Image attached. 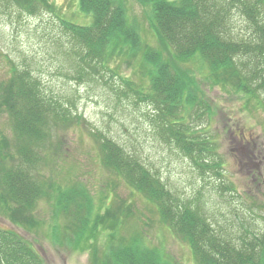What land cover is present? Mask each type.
<instances>
[{
  "label": "trees",
  "instance_id": "16d2710c",
  "mask_svg": "<svg viewBox=\"0 0 264 264\" xmlns=\"http://www.w3.org/2000/svg\"><path fill=\"white\" fill-rule=\"evenodd\" d=\"M8 1L28 14L36 10L54 12L49 0ZM135 1L147 14L152 45L145 42L140 26L129 19L125 0H78V13L88 24L61 20V27L77 48L79 61L85 59L92 68L115 75L124 65L134 67L138 83L118 75L124 90L122 95L127 98L130 94L136 101L153 107L156 114L153 121L169 132L195 166L211 168L215 165L206 163L204 153L214 144L190 134L187 123L193 113L211 114V108L204 102L205 96L199 94L206 93L203 83L196 85L194 79L196 75L204 76L211 87L253 94L247 85V73L243 72L252 73L254 81L258 68L252 62L253 57L257 61L264 56V0ZM233 11L246 20L252 33H258L253 44L232 37ZM191 64L198 65L193 69L188 66ZM26 74L14 76L5 93L6 97L9 93L8 111L14 113V125L20 134L16 132L15 137L39 142L40 167L46 162L42 150L52 137L53 126L68 121L69 110L57 105L37 83H29ZM258 86L264 89V79ZM50 121L54 123L51 126ZM97 136L102 138L99 161L116 180L107 182L113 189L110 195L103 191L95 196L81 184L64 187L55 186L54 182L47 184L40 174L38 179L30 171H21L25 178L19 184L16 176L11 177L16 166L8 169L2 165V171H7L5 179L0 175L2 216L17 228L33 233L38 225L40 229L41 223L31 216V211L38 201L48 198L53 219L46 236L53 245L86 252L91 247L98 248V242L103 240L107 249L97 255L93 253L94 264H180L163 249L148 245V235L139 231L133 219V214L139 219L138 212L134 211L136 205L127 204L130 200L121 202L115 192L123 179L127 189L141 196L138 199L149 212L189 246L195 264H264V234L262 239H241L240 242L222 234L197 208L181 204L165 191L156 176L122 146L101 134ZM24 164L30 166L28 162ZM122 207L126 211H119ZM62 216L65 221L60 224ZM99 230L101 235L97 238ZM0 264L45 263L28 240L14 230L0 228Z\"/></svg>",
  "mask_w": 264,
  "mask_h": 264
},
{
  "label": "rangeland",
  "instance_id": "374dc122",
  "mask_svg": "<svg viewBox=\"0 0 264 264\" xmlns=\"http://www.w3.org/2000/svg\"><path fill=\"white\" fill-rule=\"evenodd\" d=\"M49 1L54 5V12L37 10L31 15L8 0H0V165H7L8 169L20 165L16 167L17 171L11 172V177L16 176L19 184L25 178L21 171H31L38 179L40 174L47 184L54 182L53 185L60 187L81 184L95 196L103 191L110 195L113 189L107 182L116 180L99 161L102 138L97 134H101L136 157L156 176L165 191L183 202L181 204L197 208L217 231L228 234L236 242L262 239L264 89L258 84L264 79V56L257 61L253 57L252 62L258 68L254 81L252 73L243 72L247 73L252 96L211 87L204 76H195V84L202 82L206 90L205 95L199 94L205 96L203 99L211 108V117L197 112L189 116L187 123L190 134L214 144L204 157L206 163L215 165L199 169L177 147L169 132L153 121V107L136 101L130 94L127 98L122 95L124 90L119 76L138 83L134 67L124 65L115 75L92 68L85 59L79 61L77 48L61 27V20L88 24V20L78 13V0ZM125 1L129 19L140 26L145 42L152 45L147 14L135 0ZM230 31L234 39H244L249 44L254 43L258 34L249 30L246 20L236 11L230 18ZM22 74L27 75L29 83H37L57 105L69 110L68 121L53 126L52 137L42 150L46 162L37 169L39 142L33 138L22 141L15 137L16 132L18 136L20 134L14 125V113L8 111L7 106L9 93L6 97L5 89L14 76ZM71 116L79 118L72 119ZM52 124L50 121V126ZM4 154L8 157L3 159ZM26 162L34 167L26 166ZM0 170L5 179L7 171H2L1 166ZM123 183L122 179L115 192L121 202L130 200L127 204L136 205L134 211L138 212L139 219L134 214L133 219L138 223L139 231L148 235V245L163 249L180 264H195L189 246L164 227L159 217L141 203L140 195ZM109 201L112 204V199ZM123 207L119 211H126ZM51 215L52 208L46 198L38 201L31 211V216L40 220V229L38 225L35 232L29 233L11 224L1 213L0 228L14 230L28 240L45 264H94L93 253L97 255L107 249L103 240L96 243L98 248L91 247L84 253L70 251L62 245L54 246L46 238V232L51 230ZM59 220L60 224L65 221L63 216ZM144 222L148 224L144 225ZM125 227L129 230L128 225Z\"/></svg>",
  "mask_w": 264,
  "mask_h": 264
}]
</instances>
